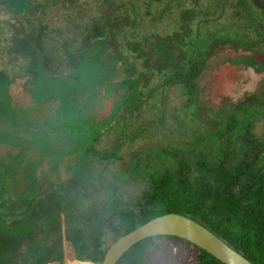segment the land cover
<instances>
[{
  "label": "flooded vegetation",
  "instance_id": "flooded-vegetation-1",
  "mask_svg": "<svg viewBox=\"0 0 264 264\" xmlns=\"http://www.w3.org/2000/svg\"><path fill=\"white\" fill-rule=\"evenodd\" d=\"M79 1L0 0V250L10 255L46 252L54 256L46 264H100L114 243V185L104 184L101 174L119 157L113 145L101 152L97 144L116 127L124 132L136 111L146 106L159 111L161 84L150 90L148 85L161 68L177 63L180 52L173 54L172 49L178 46V35L187 31L134 40L142 20L130 13V0L97 1L87 26L73 36L66 24L47 22L53 7L69 11ZM238 3L247 16L251 12L259 18L256 8L264 18V0ZM242 45L215 47L197 79L188 77L197 86V99L198 79L224 50L247 53L243 63L264 71V50ZM256 86L257 93L244 92L243 101L224 97L226 109L220 113L263 104L264 76ZM233 88L226 86L227 93ZM186 92L189 107L192 91ZM137 159L142 169L135 167ZM96 163L102 166L94 173ZM129 164L134 169L125 180L139 184L125 194V201L133 207L151 205L145 198L159 194L163 171L168 170L161 169L160 151L133 153ZM18 224L24 229L20 235ZM158 237L152 243L163 240ZM173 240L195 251L197 262L198 251L190 242L176 237L168 241ZM152 243L134 249L137 243L116 264H140Z\"/></svg>",
  "mask_w": 264,
  "mask_h": 264
},
{
  "label": "rangeland",
  "instance_id": "rangeland-1",
  "mask_svg": "<svg viewBox=\"0 0 264 264\" xmlns=\"http://www.w3.org/2000/svg\"><path fill=\"white\" fill-rule=\"evenodd\" d=\"M97 1L100 0H81L75 9L69 11L60 6L53 7L47 22L52 26L66 24L64 26L67 28V33L73 36L79 27L87 26ZM130 1V13L135 20L137 16L142 20V27L133 36L136 38L131 37L134 40L142 36L147 37L148 41L157 37L162 39L170 33L174 34L173 31L187 30L178 35V40L176 39L178 46L174 45L172 49L173 54L180 52L179 60L181 61H186L188 56L192 55V51L196 54L198 44L201 51H207V47L212 44H219L221 46L216 48L222 49L236 47L233 42L243 44L242 47H246L244 49L247 50H255V48L264 50V18H260L261 12L253 8L259 18L253 17L251 12L247 16L248 14H245L239 6L238 0ZM247 57V53L238 50H224L221 55H216L212 68L198 79L200 92L197 102L204 108V113L210 120L223 119L224 115L220 112L223 111L222 108L226 109L224 97H229V100L237 103L244 100V92L249 94L256 92L258 88L256 82L263 78L264 71L247 67L248 65L243 63ZM172 75L171 69H162L155 74V80L153 79L148 85L147 89L150 90L154 87L158 88L161 84L159 111L148 106L146 109L136 111L135 120L130 121L132 124L126 127L124 132L121 133V128L116 127L111 135H103L97 144V150L101 152L108 151L113 145L115 156L119 158L103 171L101 179L104 184H113L114 191L124 197L131 187L139 184L133 180L130 182L125 180L127 173H131L134 169L129 164L133 153L145 155L149 151H160L162 171L171 170L176 166V162L186 161L189 157L187 153L191 155L192 147L196 145L192 132L193 124L188 121L189 96L183 85L166 83V79ZM230 85L234 87L233 89H236L237 85V88H240L239 85H245L249 89H236L237 91L232 90L233 93H227L226 86ZM154 98L157 99V96ZM252 108L254 112L250 116L247 117L246 114L243 116L245 119H253L251 133L257 138H262L264 136V102L260 106L256 103ZM218 111L219 113L216 114L215 112ZM235 112L237 118L241 119L242 111L238 109ZM124 114L126 115L127 112ZM206 133L210 135V132L206 131ZM127 135L128 138H126ZM228 135H222L221 140L225 141ZM236 136L234 132L231 138L235 139ZM201 139L204 138L201 137ZM205 139L214 142L210 148L215 150L216 140ZM135 163L137 169H142L143 165L138 159ZM101 166L96 163L94 173L100 170ZM85 188L88 189L87 186ZM16 230L19 235L24 232L21 224L16 226ZM155 240L157 239L153 237L147 238L139 242L134 249L142 248ZM168 240L170 238H163L147 245L148 248L140 264H196L195 251L190 253L185 244ZM8 258L9 255L4 250H0V261L8 260ZM64 264H68L67 260Z\"/></svg>",
  "mask_w": 264,
  "mask_h": 264
},
{
  "label": "trees",
  "instance_id": "trees-1",
  "mask_svg": "<svg viewBox=\"0 0 264 264\" xmlns=\"http://www.w3.org/2000/svg\"><path fill=\"white\" fill-rule=\"evenodd\" d=\"M199 45L196 54L192 51V61L189 56L186 61L178 58L174 66L163 68L173 73L166 79L167 84H180L192 91L188 118L192 120L196 145L191 155L187 153L186 161L176 162L173 169L163 171L159 194L145 198L151 205L133 207L132 201H125L114 191V242L155 217L177 213L197 221L252 263L264 264V139L251 133L253 119L243 116H250L254 112L251 109L242 110L241 119L236 112L228 111L221 121L210 120L204 113L197 102V86L190 84L188 77L197 79L216 46H208L207 52L201 51ZM234 132L235 139L231 138ZM225 134H229L228 138L222 141ZM205 138L216 140L215 150L210 148L214 142ZM125 218L130 219L126 222ZM189 244L198 251L196 264H223ZM8 255V260H1L0 264H46L54 259L42 251Z\"/></svg>",
  "mask_w": 264,
  "mask_h": 264
},
{
  "label": "water",
  "instance_id": "water-1",
  "mask_svg": "<svg viewBox=\"0 0 264 264\" xmlns=\"http://www.w3.org/2000/svg\"><path fill=\"white\" fill-rule=\"evenodd\" d=\"M154 236L183 239L223 264H254L197 221L177 213L155 217L125 233L108 248L100 264H116L131 247Z\"/></svg>",
  "mask_w": 264,
  "mask_h": 264
}]
</instances>
